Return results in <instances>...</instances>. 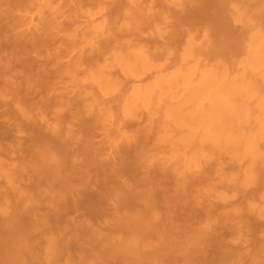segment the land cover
I'll return each mask as SVG.
<instances>
[{
  "label": "clouds",
  "instance_id": "9594fccd",
  "mask_svg": "<svg viewBox=\"0 0 264 264\" xmlns=\"http://www.w3.org/2000/svg\"><path fill=\"white\" fill-rule=\"evenodd\" d=\"M199 2L0 0V264H264V0Z\"/></svg>",
  "mask_w": 264,
  "mask_h": 264
},
{
  "label": "bare ground",
  "instance_id": "6f19581e",
  "mask_svg": "<svg viewBox=\"0 0 264 264\" xmlns=\"http://www.w3.org/2000/svg\"><path fill=\"white\" fill-rule=\"evenodd\" d=\"M30 0H11V7L18 13L28 10ZM229 0H200L196 8L189 14V19L197 24L206 25L215 37L213 55L219 58H227L232 51L233 43L230 40L232 27L229 18ZM19 18V17H18ZM4 49L9 50L10 55L21 56L26 49L5 44ZM86 199L95 200L94 196Z\"/></svg>",
  "mask_w": 264,
  "mask_h": 264
}]
</instances>
